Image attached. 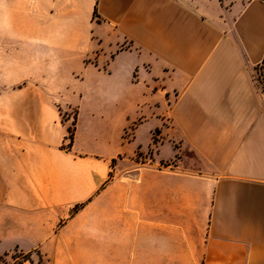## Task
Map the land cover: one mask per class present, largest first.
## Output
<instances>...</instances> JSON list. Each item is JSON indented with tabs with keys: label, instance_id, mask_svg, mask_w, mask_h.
<instances>
[{
	"label": "crops",
	"instance_id": "obj_1",
	"mask_svg": "<svg viewBox=\"0 0 264 264\" xmlns=\"http://www.w3.org/2000/svg\"><path fill=\"white\" fill-rule=\"evenodd\" d=\"M263 59L264 0H0V256L264 264Z\"/></svg>",
	"mask_w": 264,
	"mask_h": 264
},
{
	"label": "rangeland",
	"instance_id": "obj_2",
	"mask_svg": "<svg viewBox=\"0 0 264 264\" xmlns=\"http://www.w3.org/2000/svg\"><path fill=\"white\" fill-rule=\"evenodd\" d=\"M254 77H255V81H256L258 87L264 93V63H262L256 67V69L254 71ZM76 115H77V110L75 108L70 109L69 111H62L63 120H68V119L70 120V122H69V128L70 129H73V127H74ZM131 132H132L131 130H128L125 132L124 135L128 137L131 135ZM14 261L15 260L12 258V256L9 255V256H6L4 260L0 261V264H13ZM37 264H42L39 257L37 258Z\"/></svg>",
	"mask_w": 264,
	"mask_h": 264
},
{
	"label": "trees",
	"instance_id": "obj_3",
	"mask_svg": "<svg viewBox=\"0 0 264 264\" xmlns=\"http://www.w3.org/2000/svg\"><path fill=\"white\" fill-rule=\"evenodd\" d=\"M95 13H97L96 9H95ZM262 63H264V59H263ZM76 121H77V115H76V119H75V123H74L73 129L68 128V141L69 142H68V145L66 147L69 148V149H71L72 146H73L75 129H76ZM138 155H141V153L138 152ZM82 206H83V204L76 205L74 207V211H78ZM37 253L39 255V258H40V261L42 262V264H45V260H44V258L42 256L41 252L38 251ZM9 255H11L12 258L15 260L13 264H21L23 261H26V260H30L33 263L32 252H23V251H20L18 249H15L12 253H6L4 255H1L0 256V261L4 260L5 257L9 256Z\"/></svg>",
	"mask_w": 264,
	"mask_h": 264
},
{
	"label": "built area",
	"instance_id": "obj_4",
	"mask_svg": "<svg viewBox=\"0 0 264 264\" xmlns=\"http://www.w3.org/2000/svg\"><path fill=\"white\" fill-rule=\"evenodd\" d=\"M138 159L141 161L143 160V162H147L146 159L144 158V156H142V155H139ZM159 167L160 168H171L172 166L169 163H161V164H159Z\"/></svg>",
	"mask_w": 264,
	"mask_h": 264
}]
</instances>
